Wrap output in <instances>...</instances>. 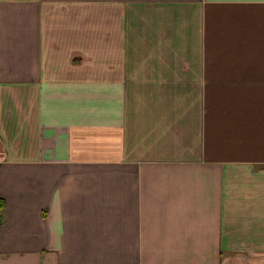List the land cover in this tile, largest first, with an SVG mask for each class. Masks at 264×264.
Listing matches in <instances>:
<instances>
[{"label": "crops", "instance_id": "1", "mask_svg": "<svg viewBox=\"0 0 264 264\" xmlns=\"http://www.w3.org/2000/svg\"><path fill=\"white\" fill-rule=\"evenodd\" d=\"M0 264H264V0H0Z\"/></svg>", "mask_w": 264, "mask_h": 264}]
</instances>
